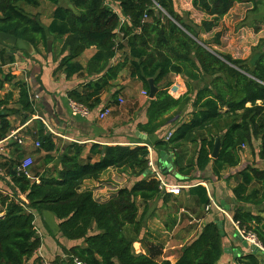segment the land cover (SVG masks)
Masks as SVG:
<instances>
[{"label":"trees","instance_id":"1","mask_svg":"<svg viewBox=\"0 0 264 264\" xmlns=\"http://www.w3.org/2000/svg\"><path fill=\"white\" fill-rule=\"evenodd\" d=\"M44 1L54 7L46 26L18 6L22 3L36 8L38 0H0V33L30 43L37 52L39 46L47 49L48 36L60 39V60L55 73L64 74L66 79L83 74L84 68L78 59L85 50L94 48L86 71L98 77L70 90L67 93L70 100L92 110L100 105L99 97L104 92L115 88L114 82L127 69L128 78L138 82L147 97L149 80L157 88L154 99L147 100V122L137 126L146 135H153L163 127L168 121L164 116L172 111L191 108L188 121L170 133L167 140L159 139L153 145L155 152L171 150L174 153V172L182 180L191 182L195 179L194 172H204L208 167L219 180L226 171L240 166L243 147L250 150L252 157L264 161V50L251 61L240 60L219 50L222 33H212L234 5L244 2L253 5L258 0H190L192 8L209 18L202 19L199 25L189 22L185 13H178L173 0ZM62 1L65 5H61ZM107 1L117 3L120 14ZM201 34H212V37L203 40ZM18 52L16 48L0 46V74L3 75L0 87L6 84L12 89L0 99V113L4 112L0 116V141L10 131L7 113L14 112L8 109L11 103L18 107L14 113L26 114L22 124L35 113L27 84L1 69L14 64ZM112 60L115 61L112 63ZM172 77L182 78L186 89L177 99L169 94ZM203 78L209 79V83L194 89L193 84L202 82ZM13 91L17 92L15 100ZM120 92H113L114 102ZM40 125L35 132L39 142L37 152L45 155L38 161V170L30 171L32 176L19 172L12 163H0V169L12 184L10 187L7 183L6 189H0V264L43 263L42 258L35 256L42 243L37 233L38 221L45 234L61 249V255L49 261L51 264H74L75 260L82 264H218L222 237L215 222L221 219L205 223L197 236L183 246L174 263L162 256L160 243L145 237L139 239L148 204L162 194L156 179L146 173L149 170L146 147L93 144L89 155L82 158L84 146L70 143L59 154L62 161L61 167H57L53 165L52 154L59 151L54 137ZM199 134L204 136L197 139ZM218 137L220 148L214 159L212 154ZM256 141L259 142L257 150ZM187 144L198 145L196 158L194 163L181 166L180 153ZM92 156L98 159L92 162ZM111 168L129 170L140 180L130 188L118 189L105 202L96 200L92 191L82 189L84 181H97ZM230 177L236 180L232 195L238 204L264 203V169L253 163ZM253 183L259 188L251 190ZM187 194L201 208L210 204L202 185L187 189ZM138 201L143 206L141 213ZM42 212L50 213L55 220L57 235L46 226ZM231 218L239 230L253 233L264 250L261 216L237 205L231 210ZM137 239L147 249L143 253L134 249ZM237 262L260 264L254 254L243 256Z\"/></svg>","mask_w":264,"mask_h":264},{"label":"crops","instance_id":"2","mask_svg":"<svg viewBox=\"0 0 264 264\" xmlns=\"http://www.w3.org/2000/svg\"><path fill=\"white\" fill-rule=\"evenodd\" d=\"M114 12L118 14L119 9ZM56 50L57 52H54L50 59L42 62V66L40 64H33L29 62L27 57L17 54L15 55L14 64L1 68L2 71L4 69L6 71L8 67H12L13 65L17 67V69H15L16 71L9 73H12L16 79L23 80L27 84L29 89V98L34 104L33 109L35 113L31 115V117H29L24 124H22L21 119L26 114L14 113L17 111L18 107L13 103L9 105L8 109L14 112H5L9 115L7 119L11 126L7 137L15 135L17 140L20 139L22 141V144H17L14 139L6 140L7 137L1 140L0 163L7 161L8 163H12V165H16V168L18 169L24 160L27 158L32 160L33 158L35 168L37 169L38 161L45 155L43 152L38 153L37 147L35 146L36 143H39L36 140L35 132L38 127H41L40 124H42L45 132L53 135L54 143L59 150L57 153L52 154L55 157L53 165H55V162L61 158L60 162L55 165L57 167H61L60 163L62 161V157L59 154L61 152L63 153L70 143H76L84 146L85 149L82 158L89 155L90 147L93 144H97L99 146H127L130 148L143 146L148 149L149 157L151 158L154 166L153 170H149L155 175H150H153L154 177L159 175L165 183L171 186L179 187L181 190L189 189L197 185L206 186L204 182L201 184L199 182L198 184L196 183L181 186L179 185L181 181L186 183H188V181H185L184 179L182 180L179 175L176 176L168 173L166 175L162 174L160 172L162 169L159 166L162 164L159 153L163 151L160 150L155 152L153 149V145L157 140L164 138V140H166V135L174 132L179 125L189 120L190 117L188 113L191 112L190 106H187L186 110L181 113H179L180 110H174L164 116L166 119L168 118L166 124L153 135H146V133L140 131L137 126L147 122L145 112L146 107L148 106L147 100L149 99L148 97L142 95L144 89H142V86L138 82L130 80L129 78L126 80L124 79L125 75L128 77L127 69H125L120 74L118 80L114 82L113 85H115V88L111 89L109 92H104L99 97L100 105L92 110L89 109L91 115L88 119L73 117L69 112L68 105L70 99L68 98L67 93L70 90L87 83L89 80L97 79L98 76H91L86 71L87 63L95 53V49L90 48L85 50L78 59L80 65L84 68L82 71L83 74L74 75L69 79H66L62 73H55L60 60L58 55L59 50ZM114 61L115 60H112V63ZM4 73H8V70ZM2 78L3 75L0 74V81ZM180 79L182 78H172L173 85L177 87L176 94L174 97L172 96L175 99L179 98L186 92V89L181 86L183 80L180 82ZM9 91H12L9 85H2L0 87V99ZM115 91L121 92L114 102L111 96ZM36 94L39 96V99ZM132 94L134 95L132 96ZM135 95L136 98H133ZM16 98L17 92L13 91V99L15 100ZM106 107L110 108V115L102 121L98 120V114ZM3 114L4 112H1L0 116ZM136 133H139L140 136L136 135ZM165 151L166 152L164 153H167L170 159H172V169L176 170L173 166V162L176 159L174 153L171 150ZM92 157V162H95L98 159L97 156ZM252 164L253 161L251 160L247 163H243L242 166L240 165L236 169H229L225 172L226 174L224 173L225 175L222 176V180L219 182H214L217 179L211 172V176L209 177H205L199 172H194L193 176L195 179L201 178V180L208 179V181H211V185H214L217 197L221 198L222 194L226 195L219 201V207L223 210L220 205L221 201H224L225 199H229L231 203L235 201L232 195V188L236 185V180L230 176H233L238 171ZM258 165L259 163L257 161L255 166L259 167ZM31 166L28 168L30 176H32L29 171L32 168ZM122 169L124 168H121L120 170ZM41 173H43V171H41ZM121 175L118 173V169H108L102 173L99 180L84 181L82 189L92 191L96 200L105 202L112 197L118 189L123 187L130 188L134 182L140 180V178L131 176L129 177L130 184H127L125 172H122ZM7 183L10 187L12 186L10 178L6 176L5 171L0 169V189H6L5 185H7ZM227 183H230V185L227 186ZM255 188H259L257 183H253L250 189L252 190ZM163 192L164 191H162V194H160V196L150 204L152 207L149 206V209L146 212V223L139 235V239L145 237L155 243H160V245L164 247V253L169 252L167 253L169 255L165 258L174 263L183 246L191 242V240L197 236L205 223L213 222L215 219L222 220L220 217L221 209L214 207V204L211 203L210 209L207 210L209 213L204 216L194 215L200 211L195 210L194 206H187V204L190 203V200L188 199L190 196L187 194V191L186 193L183 192L182 195L178 194L176 196L168 195ZM20 198L22 201L24 200L23 197L20 196ZM186 201H188L187 204H185ZM237 205L243 207L244 210L250 211L253 215H259L264 219V203L258 205H240L235 201L233 208ZM186 215L189 218L188 222L180 225L182 217H185ZM226 217L229 218V221L227 222L223 220L224 237L221 240L222 255L218 264H238L237 261L239 258L234 259L236 254H233L236 249H241V257L252 254V251L249 248H243L241 244L233 238L237 229L233 225L232 220H230V217L227 215ZM186 225L192 226L185 227ZM37 233L42 243L35 256L42 258L44 261L45 259L46 261H52L55 256L61 255L60 247L56 245L55 241L49 235L42 234L39 230H37ZM139 239L135 241L134 246L138 248V253H143L144 251L140 248ZM59 241L63 244L62 240ZM74 244H80V242H75ZM64 245L67 246V243H64ZM261 251L264 252L263 249H261ZM257 257L260 260V264L264 263V256L261 255V253L257 255Z\"/></svg>","mask_w":264,"mask_h":264},{"label":"rangeland","instance_id":"3","mask_svg":"<svg viewBox=\"0 0 264 264\" xmlns=\"http://www.w3.org/2000/svg\"><path fill=\"white\" fill-rule=\"evenodd\" d=\"M38 1H39L38 7H36V8H32L30 6H25L22 3L18 4V6L21 9H23L27 14L32 15V16H36L38 18L39 22L41 24H43L44 26H46L50 22L51 14H52L54 7L50 3H48L44 0H38ZM173 1H174V6H175L176 11L178 13H182L183 15L185 13L186 16H184V17L189 22L193 23L194 25H199L201 23L202 19H209L208 17L200 14V12H198L197 10L192 8V6L190 4V0H173ZM107 4L114 11H118L119 8L117 6V3H114V2L112 3V2L107 1ZM61 5H65L64 1H62ZM188 9H190V10H188ZM118 14H119V12H118ZM263 19H264V0H258L257 4H253V5L250 3H247V2H244L243 4L234 5L233 9L229 12V14H227L225 17H223L222 20L218 23V26L215 29H213L212 33H216V32L222 33L221 46L219 47V50H221L223 53L230 54L234 58H237L240 60L246 59L248 61H251L255 57L256 54H258L260 51L264 50V23H263ZM121 21H122V19H121ZM201 37L204 40H208L212 37V34H201ZM48 38H49V41L51 42L50 52H47V49L45 50V48H43L42 46H39L38 52H37V50L35 52V49L33 48V53H31L29 55L27 54L26 56L24 55V57H27L29 62H31L33 64H40L42 66V62L50 59L53 52H57L56 49L60 50L61 44H62V41L58 38H55L54 36H48ZM17 54L22 55L21 51L18 52ZM19 66H20V63H19ZM15 69H17V67L14 65L12 67L7 68L8 72L16 71ZM3 71L6 72L5 69ZM125 76H124V79L126 80L128 77H127V75H125ZM182 80L183 79H180V82H182ZM209 81H210L209 79L203 78L202 82L193 84V88L194 89L201 88V87L207 85L209 83ZM174 83H176V82H174ZM183 83H184V81L182 82L181 86L185 89V87H184L185 85H183ZM134 84H136V83H134ZM176 92H177V90L175 92H173L171 95L174 97ZM133 95L134 94H132V96ZM133 98H136V95ZM184 110H186V109H184ZM184 110L180 111L179 113L183 112ZM162 134H164V133H162ZM202 136H204V135L199 134V135H196V138L199 139ZM258 146H259V142L256 141L254 143L255 150H257ZM197 149H198L197 144H187L185 146V148L183 149L182 153H180V157H179L180 164L186 165L189 163H194L195 158H196ZM240 156H241V164H240L241 166L243 163H247V162L252 160L254 164H256V162L258 161L259 168L264 169V161L258 160L257 157H252L250 155V150L247 147L242 148ZM32 161H33V164L31 166L32 168L29 171H31L32 169L35 168V163H34L33 158H32ZM122 170L118 169V173L121 175L122 172H125L127 184H130L129 183L130 182L129 177L132 176L131 173H129V171H127L125 169H122ZM210 172H211V169H210V167H208L206 171L201 172L200 174L205 176V177H209V176H211ZM203 173H205V174H203ZM150 174H154V173H152L149 170V175ZM225 174H223V175H225ZM150 176H153V175H150ZM220 180H222V177L219 180L217 179L214 182H217V181L219 182ZM179 181H180V179H179ZM199 182H200V184L202 182H204L206 184V186L203 185V187L206 188L207 194L212 199V203L219 208V201L222 198H224L226 195L222 194L221 198L217 197L215 189H214V185H211V181H208V179H204V180L194 179V180H191V182H188L189 184L184 182V181H181V183L179 185L187 186V185L196 184V183L198 184ZM229 185H230V183H227V186H229ZM180 191L181 192L179 194L182 195L183 192L186 193L187 189H182V190L180 189ZM219 196H220V194H219ZM188 199L190 200V203L187 204L188 201H186L185 204H187V206H189V207L194 206L195 210L200 211L198 213H195L194 215L204 216L205 214L209 213L204 208H201L200 206H198L196 204L195 199L190 198V197ZM152 202H150L148 204V209H149V206ZM137 204H138V208H139V213H141L143 206H142L141 202H139V201L137 202ZM150 207H152V206H150ZM220 213H221L220 217L222 218V220L227 221V222L229 221V218L226 217V214L230 217V220H232L231 210L229 212L222 210V211H220ZM188 220H189V218L187 215L185 217H182L180 225L187 223ZM190 226H192V225H190ZM190 226L186 225L185 227H190ZM37 228H38L37 230L41 231L42 234L46 233L44 228L40 225L39 221H38V227ZM142 247L143 246L140 245L141 250H145V251L147 250L146 248L144 249ZM157 247L160 248V246H158V245H157ZM134 249L136 251L138 250V248L135 246H134ZM161 250H162V256L166 257L169 255V254H167L169 252L164 253V251H163L164 247ZM45 261H46V259H45Z\"/></svg>","mask_w":264,"mask_h":264},{"label":"water","instance_id":"4","mask_svg":"<svg viewBox=\"0 0 264 264\" xmlns=\"http://www.w3.org/2000/svg\"><path fill=\"white\" fill-rule=\"evenodd\" d=\"M0 46L2 47H6V48H16L18 51H23L26 54H31L33 53V46L21 39H17L14 36L11 35H7L4 33H0ZM47 52H50L51 50V42L48 41L47 44ZM148 87H149V95H148V99L152 100L154 99V96L157 92V88L154 86L153 81L149 80L148 82ZM37 98L39 99V96L36 94ZM136 135L140 136L139 133H136ZM220 148V138H216L215 143H214V150H213V154L212 157L215 159L218 156V151ZM159 157L161 159L162 164L159 165L160 168L162 169V171H160L162 174L166 175L171 174V175H176L178 176V174H176L174 172V169H172V159H170V157L168 156L167 153L164 152H160L159 153ZM61 158H59L56 162L55 165H57L60 162ZM235 204V201L233 203H231V201L229 199H225L224 201H221L220 205L222 206L223 210L226 212H229L231 210V208H233V205ZM42 219L44 220L46 226L49 228V230L51 231V233L53 235H57L58 233V227L57 224L55 222V220L53 219V217L50 215V213L48 212H42ZM215 224L217 225V229L219 232V235L221 237H224V230H223V222L221 220L216 221ZM233 238L236 239L243 248H249L252 251V254L254 255H259L261 253V255L264 256V252L261 251V249H259L258 247H255L253 245H251L248 241L244 240L243 237L239 234L238 231H236L233 235ZM233 254H236V257L234 259H238L241 258V249H236ZM264 264V263H262Z\"/></svg>","mask_w":264,"mask_h":264},{"label":"built area","instance_id":"5","mask_svg":"<svg viewBox=\"0 0 264 264\" xmlns=\"http://www.w3.org/2000/svg\"><path fill=\"white\" fill-rule=\"evenodd\" d=\"M176 90H177V87L175 85H173L171 87V89L169 90V94L171 95ZM142 95L147 97V94L145 92H142ZM68 107H69V112H70V114L73 117H80V118H83V119H88L90 117V115H91L90 111H89V109L87 107H85L84 105L79 104V103H77L75 101L70 100ZM110 113H111L110 108H104L101 111V113L98 114V120H100V121L104 120L106 117H108L110 115ZM169 136H170V134L168 135V137ZM168 137L166 138V140L168 139ZM8 139H14V141L17 144H19V145L22 144V141L20 139L17 140L15 135L8 136L6 140H8ZM0 144H1V142H0ZM35 146L39 147V143H36ZM31 164H32V160L30 158H27L26 160H24L22 162L21 166L18 168V171L22 172L23 174H25L28 177L29 176L28 168L31 166ZM148 167L151 170L154 169V166L152 164V161H151L150 157H149ZM154 178L159 183V190L160 191H164V192H167V193H169L171 195H175V196L180 193L179 187L171 186V185L165 183L164 180L159 175L155 176ZM213 206L217 207L216 205H213ZM208 209H209V206L206 207V210H208ZM237 230H238L239 234L243 237V239L248 241L251 245L260 248V244H259L256 236L253 233L246 232L245 230H243V231H241L239 229H237ZM42 264H51V263L49 261H43ZM74 264H82V263H80L77 260H75Z\"/></svg>","mask_w":264,"mask_h":264},{"label":"clouds","instance_id":"6","mask_svg":"<svg viewBox=\"0 0 264 264\" xmlns=\"http://www.w3.org/2000/svg\"><path fill=\"white\" fill-rule=\"evenodd\" d=\"M168 137V136H167ZM149 168V167H148ZM18 170V169H17ZM146 173H149V170L146 172ZM28 177H30V175L28 176ZM162 192V191H161ZM165 193H167V192H165ZM169 194V193H168ZM209 199H210V204L209 205H207L206 207H208L209 206V209H210V206H211V203H212V199H211V197H209ZM206 207L204 208L205 210H206ZM220 208V207H219ZM208 209V210H209ZM221 209V208H220ZM222 210V209H221ZM232 210V209H231ZM207 211V210H206ZM224 211V210H223ZM227 215V214H226ZM228 216V215H227ZM232 223H233V225L236 227V229H239L238 228V226H237V224L236 223H234L233 221H232ZM236 231H238V230H236ZM223 238V237H222ZM245 240V239H244ZM256 247V246H255ZM259 248V247H258ZM259 249H263L261 246H260V248Z\"/></svg>","mask_w":264,"mask_h":264}]
</instances>
